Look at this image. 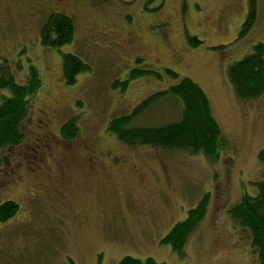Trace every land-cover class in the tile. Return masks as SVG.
<instances>
[{"label": "rangeland", "instance_id": "374dc122", "mask_svg": "<svg viewBox=\"0 0 264 264\" xmlns=\"http://www.w3.org/2000/svg\"><path fill=\"white\" fill-rule=\"evenodd\" d=\"M24 2L16 6L0 0V67L7 65L22 84L32 65L43 86L21 124L23 141L2 153L0 204L13 201L18 210L0 222V264H117L123 256L151 257L162 264H259L247 228L231 219L228 210L244 193L255 195V184L262 179L258 153L264 148V94L249 101L237 98L225 66L264 42V0H253L255 16L248 23L250 0H67L65 7L51 10L72 18L75 36L57 49L40 44L39 29L50 15L40 16L23 35L26 12L34 3ZM193 35L201 41L196 47L187 40ZM68 53L89 67L70 86L61 68L62 55ZM140 65L161 73L171 69L208 95L224 141L216 160L127 146L108 130L111 119L177 82L165 75L159 80L151 75L127 78ZM126 78L123 90L112 88L115 79ZM3 93L9 94L0 90V98ZM180 113L178 101H160L134 124L172 123ZM71 118L78 132L66 139L60 128ZM97 148L127 157L123 175L128 201L113 194L101 171L73 174L72 180L86 178L88 183L66 191L74 199L70 211L45 194L30 198L26 190L38 174L34 151L41 155L36 163L49 164L83 158ZM205 194L210 195L205 216L182 253L173 251L161 240ZM77 197L91 200L87 225L76 223L81 215Z\"/></svg>", "mask_w": 264, "mask_h": 264}, {"label": "trees", "instance_id": "16d2710c", "mask_svg": "<svg viewBox=\"0 0 264 264\" xmlns=\"http://www.w3.org/2000/svg\"><path fill=\"white\" fill-rule=\"evenodd\" d=\"M248 23L254 15L253 0H250ZM255 16V15H254ZM75 25L68 15L62 13L51 14L39 29L40 44L44 47H62L74 39ZM241 35V33L239 34ZM190 46L201 44L196 36H188ZM246 55L225 66L226 77L237 98L249 101L264 94V42H258L251 47ZM62 77L66 85H72L76 76L89 69L87 64L73 54L62 55ZM140 64V59L136 61ZM25 82L15 81L8 66L0 67V90L6 89L0 98V164L5 147L17 146L24 139L21 131L22 123L28 115L31 98L43 86V80L38 69L32 65L27 68ZM151 67L138 66L128 72L127 78L151 75L155 79H162L163 75L176 80L166 89L154 92L138 103L133 110L125 115L116 116L108 124L120 142L127 146H147L161 151H185L190 155L202 154L210 160H216L219 147H223L221 128L212 114V107L208 95L203 89L188 77L179 78V74L171 69L152 70ZM115 79L112 88H125L127 82ZM178 101L181 107L179 120L164 123L159 126H135L136 118L145 114L150 107L160 101ZM78 127L74 119L66 120L60 128V134L66 139L77 135ZM258 160L262 163V179L255 184L256 194H243L241 199L228 211L229 217L234 219L240 227L247 228L250 246L256 251L259 264H264V148L258 153ZM209 194H205L187 213L186 219L176 224L161 240L168 244L173 251L182 253L188 236L195 230L203 219L208 208ZM18 210L17 203L8 200L0 204V222H6ZM117 264H162L151 257L143 260L130 256H123Z\"/></svg>", "mask_w": 264, "mask_h": 264}, {"label": "flooded vegetation", "instance_id": "af4514ba", "mask_svg": "<svg viewBox=\"0 0 264 264\" xmlns=\"http://www.w3.org/2000/svg\"><path fill=\"white\" fill-rule=\"evenodd\" d=\"M24 1L34 2L33 6L26 12L28 14L25 15V20L23 22L25 27H23L22 30L24 31L23 35L25 36L34 28V26L36 25H34V23L37 22L40 16H42V18H47L49 15H51V13H63L61 11H55L53 13L51 8L55 6L63 8L67 3V0H8L9 3H13L16 6L25 3ZM181 4L182 1L178 3L179 7L181 6ZM140 8H142V6H140ZM167 22L170 23V21H166V23ZM41 123L42 120H40L39 124ZM38 127L41 126L39 125ZM44 146L47 149L49 148L47 145ZM38 153L39 151H34L35 156L33 158L35 159V162L32 163L34 164V169L38 172V174L36 175L35 180L31 181L30 188L26 190V192L30 190V198L37 197V199H39L42 197V194H45L46 197H54L56 200L62 203L63 207L66 208L67 211H70L71 205L74 209V199H69L66 191L69 190L73 193L75 191L73 190L74 187H78L81 184L85 185L86 183H88L85 180L86 178L83 180H72L71 177L74 176L73 174L82 173V176H85L86 174H96L98 171L103 172L104 176L107 177L105 184L108 183L114 189L113 194L116 197L121 196V198H125L126 201H128L131 196L124 184L127 179L126 176L123 175V169L129 167V165L127 164V160L125 159L127 157L123 154L116 155L108 149L103 150L102 148H97L95 150L90 149L83 158H62L61 161L52 160L51 163L45 164L44 161L36 163L38 162V158L41 157V155ZM109 173L114 175H111ZM75 182H77V185ZM76 201L78 202V206L80 207L79 212L81 213V215L78 216L76 223H78L80 226L87 225L90 219V211L88 209L91 205V200L87 197L84 199L77 197ZM122 219V226H127L128 221H126L124 213L122 214Z\"/></svg>", "mask_w": 264, "mask_h": 264}]
</instances>
